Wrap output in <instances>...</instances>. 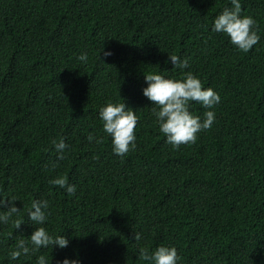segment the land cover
Listing matches in <instances>:
<instances>
[{
  "label": "trees",
  "instance_id": "obj_1",
  "mask_svg": "<svg viewBox=\"0 0 264 264\" xmlns=\"http://www.w3.org/2000/svg\"><path fill=\"white\" fill-rule=\"evenodd\" d=\"M225 6L229 0H0V197H12L14 218L23 220L17 229L0 224V264H35L39 254L49 264L64 256L150 264L138 250L159 244L176 247L178 264H264V0H241L259 35L247 52L211 31ZM169 54L187 58V68L173 67ZM148 71H191L218 91L216 118L194 142H165L142 93ZM123 101L138 119L136 146L121 157L98 110ZM190 110L205 109L191 102ZM89 133L101 142H89ZM61 137L68 147L52 168L51 141ZM56 175L76 191L49 184ZM32 199L48 201L44 226L69 243L13 261L16 240L36 227L27 218Z\"/></svg>",
  "mask_w": 264,
  "mask_h": 264
},
{
  "label": "clouds",
  "instance_id": "obj_2",
  "mask_svg": "<svg viewBox=\"0 0 264 264\" xmlns=\"http://www.w3.org/2000/svg\"><path fill=\"white\" fill-rule=\"evenodd\" d=\"M211 31L223 33L232 45L239 51L247 52L259 40L255 27V19L250 15H242L241 0H229V6H225L213 18ZM111 50L104 52L105 56L111 55ZM76 59L81 63L87 62V53L81 52ZM167 60L173 67L179 69L187 68L189 61L175 54H169ZM144 80L147 82L142 93L147 97L154 107L152 114L158 125L160 133L164 135L165 142L178 148L180 145L189 144L196 140L197 134L202 130L209 129L216 114L214 106L221 97L213 87L202 85L201 79L191 71L182 72L179 77L167 76L160 72H144ZM191 102H195L205 110L197 115L191 108ZM98 117L101 121V130L110 137L111 151L117 156L125 155L130 149L136 146L135 126L137 115L135 111L126 107L123 102H106L98 110ZM102 136H95L89 133V142L100 143ZM56 150V160L51 163L56 168L60 160L64 159L65 149L68 147L63 137L53 138L51 141ZM49 184L59 186L66 193L76 191V185L69 183L64 175H56L49 179ZM12 201V197L5 200L0 197V224L12 223L15 229L19 228L22 219L14 218L18 208ZM48 201L44 199H32L27 211V218L36 227L25 239H17L15 247L8 253L11 260L19 256L34 254L38 249L58 246L64 248L69 240L63 234L53 235L44 226L48 219ZM140 238L135 232L134 239ZM138 256L150 264H178L180 259L175 246L159 244L152 250L144 247L139 248ZM35 264H49V259L44 254L35 255ZM56 264H81L79 257L64 256L59 258Z\"/></svg>",
  "mask_w": 264,
  "mask_h": 264
}]
</instances>
